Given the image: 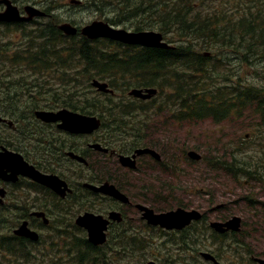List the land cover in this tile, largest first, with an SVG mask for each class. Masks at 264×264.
Listing matches in <instances>:
<instances>
[{"label":"rangeland","instance_id":"1","mask_svg":"<svg viewBox=\"0 0 264 264\" xmlns=\"http://www.w3.org/2000/svg\"><path fill=\"white\" fill-rule=\"evenodd\" d=\"M71 1L73 0H17V3H36L37 7L46 10L51 16L50 20H54L58 25L70 23L74 26L83 27L93 21H103L118 29L133 32L135 28L140 27L142 31H155L162 35V31L160 32V28L163 30L161 15L182 6L178 3L179 0H104L101 3L97 0L98 5L103 4L101 10L97 11L96 8L91 7L89 0H82L83 4L76 6L70 5ZM167 1L171 2L170 6L173 4L168 10L163 7V3ZM261 1L257 0L256 7L262 11L264 5L260 4ZM120 2L123 5H127L128 9L123 7ZM21 3H18L17 6L19 7ZM187 3L194 6L192 15L195 12L197 14L202 12L203 16H209L211 19L217 18L220 24H223L228 18H240L243 15V9L246 7L243 0H188ZM156 10H159V19L156 17ZM166 24L169 29L167 28V34L163 35L164 41L167 44L178 45V42H173L179 39L175 31L177 25L170 27L169 23ZM1 29L0 37L4 39L0 41V48L8 51L0 53V65L4 63L3 66H0V82H10L8 83L10 84L8 86L11 90L10 92L15 87L17 90H23L22 92L25 94H33L32 86H28L30 92H26L24 88L18 86L30 85L34 81L33 73L24 66L17 68L11 62L14 58L12 55L25 49L24 37L21 33L11 36V32L6 33V30ZM29 30L30 28L25 32H30ZM228 44L236 46V41L232 39ZM31 47H33L32 43ZM193 48L198 54H205L210 58L211 63L216 65V69L210 77L213 78V84L220 87V91L227 85L233 86L235 84L239 86L252 85L264 89V55L260 48L253 54H248L244 45L240 43L236 49L228 48V50L219 51L214 45L208 46L201 41H197ZM16 56H21L23 59L26 58L22 53ZM6 57H9V59L7 60ZM72 75L70 73L69 78H65L64 84L57 73L51 76L49 73L45 76V79H41L42 76L38 77L37 82L43 84V80H45L44 88L51 93L50 95L38 97L39 101L46 100V102H41V104L49 103L54 108V103L60 102L59 99L54 100L56 96L60 97L64 92H72L74 95L76 94L74 100L80 102L85 100V98L94 99V104L99 110L100 105L98 102L102 101L103 98L95 89L89 87L91 81L87 86L86 79L79 78L75 82ZM200 78H202V75ZM127 79L117 80L114 83V102L116 105H119L121 101L118 100L119 98L128 97V91L136 87L135 81L131 77ZM220 79H223L222 82ZM72 83H79V86H75ZM208 84H211V81H208ZM210 87V85H207L205 89L209 90ZM0 89L6 92V89H3L1 85ZM79 91L80 93H78ZM172 92L170 89L159 92L158 98L151 104L154 110H157L162 104L163 107L168 105L169 109L175 113L171 100L167 102L166 99V95H171ZM0 97H4L1 91ZM0 99L2 100V98ZM30 101L27 97H21L18 106L14 107L23 118L22 121L16 122L17 131L11 132L7 128L2 127L1 133L2 136H10V141L12 136H17L19 142H15L13 146L25 151L24 154L31 160L40 161V157L45 152L44 148L48 146V139L52 138L51 134L53 133L50 132L51 128L48 125L31 119L33 117L30 113L32 108V106H29ZM122 102L127 103V101ZM0 105V111H6L7 104L3 102ZM42 107L45 108L46 106ZM129 107L131 111H134L138 108V105H129ZM38 109L49 110L47 107ZM138 114L140 113L134 115ZM151 114V112L142 114L141 119L146 116L150 117ZM164 115L167 116H162L159 119L153 117L155 118L154 121L157 122L156 129L153 127L154 121L148 123L142 119L141 128H144V125L147 124L150 130L148 129L149 132L144 130L142 133L141 131L140 133L135 131V133L137 135L141 134L143 137L148 135L149 139L159 144L155 151L160 154L168 170L171 169L175 175L173 180H169L170 185L164 184L165 188L161 186V181L156 176L157 172H149L150 176L146 180L144 175L142 176L141 174H128V171L125 173L121 172L123 169L119 167L116 160L109 159L108 163L106 159L98 160L93 158L92 154H89L90 164H96L95 162L98 160V170L95 171L93 169L90 172V169L73 167L72 164L66 163L65 166L59 168V170L57 169V172L69 179L71 183H89L93 181L96 183L101 178H123L127 183L139 189L136 192L130 190L126 192L129 197L136 194L139 196L137 200L142 199L143 201L142 203V201H137L136 198L131 197L132 203L139 202L147 206H154L157 210L162 211L165 206L173 201L174 203H180L186 209L198 210L204 213L205 221L197 226V229L204 233V238L199 240L197 246H193L194 250L181 251L177 234H162L145 228L139 221L137 211L131 210L126 215L128 220L126 221L127 232L122 234L123 229L116 227L109 233V245L102 251L103 253H108L105 256L107 261L105 264H208L200 257V253H211L210 250L217 252L222 264H253L251 262L252 257L264 259V185L259 180L246 178L241 172H235L238 164H233L232 162V158H235L237 162L248 164L264 160V123H261L253 112H250V114L241 112V118H227L220 123L213 122L210 118L192 122H171L168 118L165 120L166 117L170 118V115ZM102 134L103 131L100 130L95 136L100 139L99 137ZM114 137L118 140L117 144L119 143V147L124 143L123 139L127 138L118 137L117 135ZM85 142L84 140L83 145H85ZM48 147L53 151L52 146ZM191 150L201 155L202 159L200 162L186 161L185 155ZM218 160L221 161V164L217 163ZM150 161L148 158L140 159L138 161L140 169L145 170L146 166H151L150 168L154 169L153 163ZM221 167L224 170H221ZM89 178L91 180H88ZM146 182L147 186L151 187L154 192L152 195L144 196V192L140 190V187L145 185ZM43 192L40 194L46 193L45 191ZM81 193L82 195L84 194L83 192ZM153 201L158 204L153 205L151 203ZM77 202L79 204L76 205L75 199H72L70 206L58 204L57 209H54L56 212L52 216L53 228L43 229L40 233L42 242H54L55 246H58L60 242L63 244L65 249L63 264H72L71 255L73 252L68 251L72 247L69 245L67 236L69 232L74 231L71 226L69 228L68 226L72 225L79 215L85 212L102 214V211L106 210V207L110 205L106 200L95 201L87 197H82ZM92 203H94L93 206H91ZM249 206L253 208H249ZM231 216H238L242 220V231L237 236L240 243L239 248L235 246V248L228 249L211 247L210 232L206 228L208 222L219 221L222 218L227 219ZM131 217L134 219L130 220ZM20 219L21 216H6V220L0 227V234L3 236L12 234V230L17 227ZM57 230L63 232L64 235L61 238L57 236ZM77 235L81 237L80 234ZM131 236H134V241H131ZM122 238L124 242L128 243L124 250L121 249L122 244L119 243ZM0 264L60 263L58 259L50 262L47 256H42L38 259L31 256L29 260L21 261L16 257L0 252ZM98 264L102 263L98 262Z\"/></svg>","mask_w":264,"mask_h":264},{"label":"trees","instance_id":"2","mask_svg":"<svg viewBox=\"0 0 264 264\" xmlns=\"http://www.w3.org/2000/svg\"><path fill=\"white\" fill-rule=\"evenodd\" d=\"M103 1L99 0V3ZM187 2L188 0H179L178 3L182 5L180 8L174 11L169 10L161 15L163 30L160 28V32L162 31L163 35H166L167 28L169 29L166 23H169L170 27L177 25L175 31L179 39L173 42H178L179 44L171 45L168 43L170 47L167 49L127 46L105 39L90 41L78 34L68 37L58 30V24L54 20H50L51 16L47 19L38 18L31 24L0 26V29L6 30V33H12L13 31L16 34L21 33L23 35L25 49L12 55L14 58L11 62L17 68L26 67L34 75V81L30 85H18L20 88H24L26 92H30L28 86H32L34 90L32 91L34 92L33 94H25L22 92L23 90H17L15 87L10 92L11 90L8 87L10 85L8 83L10 82H0L3 89H6V92L0 89L4 94V97H0L2 98V100L0 99V104L3 102L7 104V109L3 111V114L11 118L14 123L22 121V115L14 107L18 106L21 97H27L31 100L29 106H32L30 110L32 117L35 110L38 108L45 109L46 107L49 110L63 108L85 115L96 116L101 120L100 130L103 131L101 142L104 145L117 147L120 153L130 152L144 146L157 148L159 144L149 139L148 135L143 137L141 134L137 135L135 131H139V133L141 131L142 133L145 130L147 132L148 129L150 130V127H147V124H145L144 128H141L142 119L151 123L155 120L153 117L159 119L162 116H167L164 114L170 115V118L166 117L165 120L168 118L171 122H192L194 120L210 118L213 122L220 123L227 118H241V112L249 114L253 112L259 118V121L264 123V89L252 85L239 86L235 84L233 86L227 85L220 91V87L213 84V78L210 77L214 73L216 65L211 63L209 57L198 54L193 48L197 41H201L208 46L214 45L219 51L228 50V48L236 49L241 43L248 54H253V52H256L260 48L264 55V9L262 11L257 9V0H243L246 5L243 9V15L240 18H228L223 24H220L217 18L211 19L209 16H203L202 12L199 14L195 12L192 15L194 6L189 5ZM89 4L91 7L96 8L97 11L101 10L103 5H98L97 0H89ZM170 4L171 2L169 1L164 2V9L167 8L168 10V8L173 6V4L171 6ZM260 4L264 5V0ZM122 6L127 8V5L122 4ZM44 12L47 13L46 10ZM158 12L159 10H156V17L159 19L160 15ZM28 27L30 28V32H25L29 29ZM134 31H142V28L137 27ZM1 38L0 41L2 40ZM232 39L236 41V46L228 44ZM31 43L33 47H31ZM7 51V49L0 48V53ZM20 53L24 54L26 58L23 59L21 56H16ZM1 65L3 66L4 63H1ZM50 71L52 74L57 73L61 77L60 79L63 81V84L65 83V78H69L70 73H72L75 82L79 78L86 79L88 86L92 79H97L106 82L113 91L115 89L114 83L117 80H128L127 78L131 77L135 81V88L153 87L158 90V94L157 97L147 102L129 97H125L124 99L119 98L118 100L121 101L119 105H116L114 102L115 95L100 93L99 95L103 99L98 102L100 105V109L98 110V107L94 104V99L85 98V100L80 102L74 100L76 94L64 92L60 97L56 96L54 98V100L59 99L60 102L54 103L53 108L49 103L41 104V102H46L45 98L43 99L44 101L38 100V97L51 94L49 90L44 88L45 80H43V84L37 82L40 76H42L41 79H45V76L49 73L51 76ZM201 75L202 78H200ZM222 80L220 79L221 82ZM208 81H211V84H208ZM72 84L79 86V83ZM207 85L211 86L209 90L205 89ZM89 87L91 86L89 85ZM165 89L173 91L171 95H166V99L167 102L171 100L175 113L169 109L168 105L163 107L161 104L157 110H154L151 106L155 99L158 98L159 92H163ZM122 101H127V103H123ZM129 105H138V108L131 111ZM42 106L46 107L43 108ZM147 112L152 113L150 117L146 116L141 119L142 114H146ZM137 113L140 114L134 115ZM31 119L34 120V117ZM156 124L157 122L154 121L153 127L155 129ZM2 127L7 128L6 126H0V145L12 148L15 151H21L13 146L15 142L10 141V136H2ZM120 130L121 132H119ZM115 135L123 138L127 137L123 139L124 143L122 146L119 147V143L117 144L118 140L115 139ZM17 142H19L18 138ZM48 146H51V144H48ZM48 146L44 149L50 150ZM232 162L233 164H238L236 165L235 172H241L246 178L259 180L264 185V160L248 164L237 162L235 158H232ZM217 163L221 164V161L218 160ZM85 169H90L91 172L93 165L89 163ZM220 169L224 170L222 167ZM150 171L153 172L154 169H150ZM130 172L142 174L141 169H137L136 172ZM88 180H91V178ZM109 181L121 191L129 192L130 190L136 192L139 190L132 184L127 183L123 178H109ZM164 184L162 183L161 186L165 188ZM31 189L33 191H43L41 187L35 184ZM140 190L144 192V196L154 193L152 188L148 186L140 187ZM151 203L153 205L158 204L154 201ZM91 206H93V203ZM173 206L186 208L180 203L172 201L163 208V211L172 209ZM151 207L154 208V206ZM249 208L253 207L249 206ZM6 216L7 214L3 213L2 209H0V227H2L1 225L6 220ZM70 226L75 232L71 231L67 236L69 238V245L72 247L71 249H68L69 247L67 249L69 252H73L71 255L72 264H98V262L105 264L107 262L105 256L108 253H103L102 251L108 247L109 239L105 245L93 247L86 241L85 233L82 230L76 228L73 224H70L68 228ZM121 226L123 229L122 234H124L127 232V223L126 226L125 224ZM197 226L198 224H193L178 233L179 235L177 236L180 240L179 249L181 251L194 250L193 246H197L199 240L204 238V233L198 230ZM56 232L60 238L64 235L61 230H57ZM158 232L164 234V231L159 230ZM77 234H80L81 237ZM239 235L234 233L217 235L211 232L209 235L211 247H217L218 249L221 247H224V249L239 248L240 243L239 239H237ZM133 239L134 236H131V241H134ZM12 241H15V237L12 235H0V252L20 260L24 258H28L29 260L32 256L29 253H18V251L26 252V248L15 247L11 244ZM119 243L122 244V250L128 244L123 241V238L120 239ZM210 252L219 260L217 252L214 250H210Z\"/></svg>","mask_w":264,"mask_h":264},{"label":"water","instance_id":"3","mask_svg":"<svg viewBox=\"0 0 264 264\" xmlns=\"http://www.w3.org/2000/svg\"><path fill=\"white\" fill-rule=\"evenodd\" d=\"M0 4L5 5V10L0 13L1 22H21L30 21L33 17L44 16L41 12L34 8H25L26 17H20L17 8L13 7L9 0H0ZM66 36H75L77 28L66 23L59 26ZM80 34L89 40L96 39H108L124 45L129 46H140L145 48H163L167 49L169 46L163 42V37L160 33L155 32H129L122 29H115L110 27L108 24L102 22H92L91 24L84 26L80 29ZM91 86L97 91L105 94H113L108 88V85L98 80H92ZM127 95L131 98L147 101L154 98L157 95V89L155 88H144V89H131ZM34 116L37 120H40L46 124H57V128L62 131H66L70 134H91L100 127V120L95 116L81 115L79 113L68 111L67 109H61L56 112L54 111H43L38 110L34 112ZM6 122L8 126L12 125V122L2 120ZM90 149L97 151L107 152L106 148H102L99 144H91ZM71 158L75 159L79 163L86 165V161L72 153L68 154ZM142 155H150L155 160L159 161L160 156L153 150L144 148L136 149L131 156L119 155V164L131 170L136 169V157ZM187 157L192 161H200L201 156L190 151L187 153ZM18 176L26 177L40 186L50 189L52 192L64 198L67 193H71L67 183L59 179L55 175H45L37 171L33 166L27 164L21 155L9 151L5 147H0V180L3 182L15 183L18 180ZM84 188L94 192L101 193L109 196L116 201L123 204H128V198L122 194L115 186L104 183L101 186H95L92 184H84ZM5 190L0 189V201L5 195ZM138 211L142 214V219L146 221L148 225L159 226L165 230H182L189 226L192 222L200 220L201 214L194 210H184L178 208L173 211L166 213L155 214L153 210L144 207L142 205L135 206ZM37 218H41L45 225L48 224V219L45 218L43 213H33ZM111 222L120 223L122 217L120 213L112 211L108 213L107 219L101 215H95L92 213H84L75 220V225L82 228L87 233V240L93 246H101L106 242V230ZM210 228L219 234L226 232L238 233L241 227L240 218L234 216L228 219L224 223L213 222L210 223ZM14 235L25 237L31 241L38 240V234L31 231L27 227V222H23L16 230ZM202 258L219 264L216 262L213 256L208 253H202ZM253 261L257 264H264V260L254 258Z\"/></svg>","mask_w":264,"mask_h":264},{"label":"flooded vegetation","instance_id":"4","mask_svg":"<svg viewBox=\"0 0 264 264\" xmlns=\"http://www.w3.org/2000/svg\"><path fill=\"white\" fill-rule=\"evenodd\" d=\"M35 2V1H34ZM10 3L13 7L17 8L20 17H26V11L25 8L30 7L38 10L41 12L44 16H36L33 17L30 21H21V22H1L0 21V26H7V25H13V24H31L33 23L34 20L38 18H49L50 15L48 13H45V10H42V8H38L36 3H26L17 6V0H10ZM73 3V4H71ZM83 4L82 0H74L73 2H70V5H81ZM5 9L4 4H0V13H3ZM62 24V23H61ZM2 30V29H1ZM16 35L12 31L11 36ZM1 38V37H0ZM2 40L4 38H1ZM0 117L6 121L9 119L6 117L3 112L0 111ZM15 124V123H14ZM6 126L9 130L16 132V128L12 127L10 125L6 124L4 121H0V126ZM48 127L51 128L50 132L53 133L51 134L50 139H48V144H51L53 147V151L50 150H45L43 155L40 157V161H33L29 157H26L23 153V151H15L12 148L6 147L9 151H12L14 153H20L24 160L28 162V164L34 166L37 170L42 172L43 174H55L62 180H65L68 186L71 188L72 193L67 194L64 198H60L57 194L53 193L52 191H48L45 194H40L44 192H38V191H33L31 188L34 186V183L31 182L29 179L19 177V180L15 183H3L0 182V187H3L6 190V193L2 200L0 201V209H2L3 213L7 214V216H21V219L19 221V224L17 227L23 223L27 222V227L38 234V240L36 242L31 241L28 238L25 237H20L13 235L15 237V241H12L11 244L14 245L15 247H25V251H18V253H29L30 255L34 256L36 259L42 256H47L49 258L50 262H54L55 260L58 259L59 263L63 264V260L65 259V249L63 248V244L60 242L58 246H55L54 242H49V241H41V230L46 229V228H53V220L52 216L56 212L58 204H66L70 206V202L72 199H75V204H79L77 201H80L82 197H87V198H93L95 201H103L106 200L110 205L106 207V210L102 211V215L106 217L109 211L115 210L120 213L123 217V222L120 224H115V223H110V226L108 227V232L107 234L109 235L110 231L113 230L116 227L121 226L123 223H126L127 217L126 215L131 212V210H136L135 209V204H142L139 202L132 203L129 205H123L121 203H118L116 201H113L112 199L92 193V192H87L82 195V193L79 191V182L76 183H71V181L65 177H63L60 173L57 172V169L65 166V164H72L73 167H87L89 165L88 162H90V155L92 154L93 158H97L98 160H103L106 159L107 162L109 163V159L111 160H116L117 161V155L118 154H124V155H132L133 151L128 153H120L117 150V147L109 146V145H104L100 139L96 138L95 134H97L100 130L95 131L92 135H73L70 134L66 131H62L57 129L56 124L54 125H48ZM149 132V130L147 131ZM11 141L17 142V136H12ZM98 139V140H97ZM85 142V145H83V141ZM100 144L102 148H106L107 152L103 151H97L94 149H90L88 146L89 144ZM158 144V143H157ZM156 144V145H157ZM143 146V145H142ZM4 147V146H3ZM143 148H150L148 146H144ZM153 149L154 151L157 148H150ZM72 153L74 155H79L83 158H85L86 162L88 163L87 166H84L82 163L77 162L75 159L71 158L68 154ZM158 153V152H157ZM159 154V153H158ZM160 156V154H159ZM91 157V158H92ZM142 158H148L151 160L150 162L153 163L154 171L157 172L156 176L160 179L161 184L162 183H167L169 184V180L174 179V173L171 171V169L168 170V167L165 165V162L160 156V160L156 162L153 159H150V156L148 155H143V157H138L137 158V163L140 159ZM98 160L95 162L96 164L92 163L93 169L96 171L98 170ZM105 160V161H106ZM114 162V161H112ZM120 167V166H119ZM151 167V166H150ZM122 168V167H120ZM121 172L125 173L129 170L122 168ZM151 168L149 166H146L145 170H142V176L144 175V178L147 180L150 176L149 172ZM125 170V171H124ZM95 181H93V184ZM103 183H109L112 184L109 181V178H101L98 179L95 183V185L100 186ZM82 184V183H81ZM170 185V184H169ZM147 186V182L145 185ZM149 187V186H148ZM130 199V198H129ZM139 201V200H138ZM94 204V203H93ZM145 205V204H143ZM147 206V205H145ZM149 207V206H147ZM150 208V207H149ZM137 211V210H136ZM216 211V210H215ZM155 213H159L154 211ZM33 213H43L45 217L49 219V224L46 226L44 225V222L41 218H37L33 215ZM202 213V212H201ZM137 214L139 215V221L143 224L145 228H151L149 225L146 224L145 221L141 219V214L137 211ZM232 217V216H231ZM134 219L133 217L130 218V220ZM228 219V218H227ZM227 219L222 218L219 220L220 222L225 221ZM204 213L202 214V217L200 218V222H204ZM209 223V222H208ZM15 227L12 230L13 231L17 228ZM153 229H158V228H153ZM81 230V229H80ZM169 233V232H167ZM171 233V232H170ZM227 234H232L230 232H226ZM1 235V234H0ZM66 246V245H65ZM30 251V252H28ZM28 255V254H27ZM252 258H257V257H252ZM18 259V258H17ZM216 259V258H215ZM20 260V259H19ZM27 259H22L21 261H27ZM217 262H220V260L216 259ZM214 264V263H213Z\"/></svg>","mask_w":264,"mask_h":264}]
</instances>
